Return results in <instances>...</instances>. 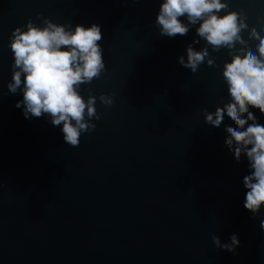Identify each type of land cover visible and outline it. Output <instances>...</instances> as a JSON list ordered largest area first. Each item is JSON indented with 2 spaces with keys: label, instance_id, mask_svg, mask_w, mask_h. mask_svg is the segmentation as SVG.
I'll list each match as a JSON object with an SVG mask.
<instances>
[{
  "label": "water",
  "instance_id": "1",
  "mask_svg": "<svg viewBox=\"0 0 264 264\" xmlns=\"http://www.w3.org/2000/svg\"><path fill=\"white\" fill-rule=\"evenodd\" d=\"M161 2L0 0V264H264V207L255 217L244 208L249 163L225 143V126H236L226 114L219 127L204 120L205 109L230 99L222 70L231 56L209 48L215 66L180 65L199 25L161 35ZM227 3L221 14L237 11L248 25L236 48L255 50L250 33L264 37V0ZM45 18L103 33L106 71L80 88L97 98L100 119L78 147L48 116L25 119L15 106L22 90L7 87L13 30ZM233 234L234 252L214 245V235L227 244Z\"/></svg>",
  "mask_w": 264,
  "mask_h": 264
},
{
  "label": "clouds",
  "instance_id": "2",
  "mask_svg": "<svg viewBox=\"0 0 264 264\" xmlns=\"http://www.w3.org/2000/svg\"><path fill=\"white\" fill-rule=\"evenodd\" d=\"M227 8V0H162L155 25L161 35L170 38L186 36L192 26L199 25V39L187 46V59L179 57L180 65L192 73L205 61L215 66L209 48L213 52L228 50L231 60L224 63L222 76L230 99L214 112L205 109L204 120L219 127L226 114L236 126H225V143L237 163L242 156L247 158L250 174L243 178V206L255 217L264 207V124L250 109H258L264 115V37L252 29L250 36L258 42L255 50L237 49V44L245 45L241 33L248 25L237 11L221 14ZM43 25L37 26L29 19L26 30H13L9 48L14 63L7 87L13 94L22 90L23 99L15 106L23 105L25 119L48 116L53 126L62 125L64 141L78 147L81 133L95 128L91 119H100L95 108L97 98L89 94L85 100L80 88L106 71L104 49L99 43L103 39L101 26L77 24L73 28L47 18ZM200 40L206 43L197 51L193 44ZM99 100L106 106L113 104L109 95L101 94ZM260 228L264 230V220L260 221ZM212 240L217 248L229 252L239 246L236 234L230 237L231 243H221L216 235Z\"/></svg>",
  "mask_w": 264,
  "mask_h": 264
}]
</instances>
